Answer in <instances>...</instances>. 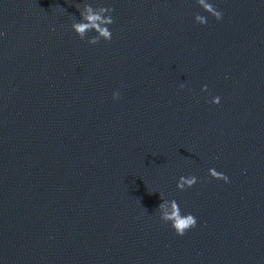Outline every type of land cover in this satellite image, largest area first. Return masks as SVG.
<instances>
[{
	"label": "water",
	"instance_id": "obj_1",
	"mask_svg": "<svg viewBox=\"0 0 264 264\" xmlns=\"http://www.w3.org/2000/svg\"><path fill=\"white\" fill-rule=\"evenodd\" d=\"M205 3L0 0V264H264V0Z\"/></svg>",
	"mask_w": 264,
	"mask_h": 264
},
{
	"label": "clouds",
	"instance_id": "obj_2",
	"mask_svg": "<svg viewBox=\"0 0 264 264\" xmlns=\"http://www.w3.org/2000/svg\"><path fill=\"white\" fill-rule=\"evenodd\" d=\"M198 4L205 10H207L212 17H214L216 20H220L222 17V12L218 10L214 5L210 6L208 3H205V0H198ZM82 20L78 24H74L73 30L76 31L81 37L83 36V33L89 29L96 28L97 24L100 23V18L97 14H95L91 7H88L85 11V13H82ZM198 21L199 24H205L207 22V19L201 14H196L195 16V22ZM112 18H109L108 24H112ZM100 32H102L104 38L106 40H110L112 38V33L110 28H108L107 24L104 25L103 28L100 29ZM97 42L96 38L93 37L89 39V44H95ZM203 88L202 90H205ZM119 97V91H113L112 98L117 99ZM211 103L217 104L220 102L219 96H212ZM208 173L212 178L215 179H222L225 182H228V177L214 168H209ZM197 180V177L194 175L189 176H183L181 175L176 183V187L178 189L183 190L185 187H191ZM160 208L166 209L162 216L159 217L162 221L168 222L169 226L174 230L176 235L182 236L184 233L195 226L196 224V218L190 213L185 212L182 214L181 208L178 205L177 201L175 199H170L167 201L162 200L160 205L158 206Z\"/></svg>",
	"mask_w": 264,
	"mask_h": 264
}]
</instances>
